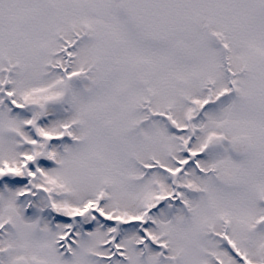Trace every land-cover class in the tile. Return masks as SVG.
Wrapping results in <instances>:
<instances>
[{
	"label": "snow or ice",
	"instance_id": "1",
	"mask_svg": "<svg viewBox=\"0 0 264 264\" xmlns=\"http://www.w3.org/2000/svg\"><path fill=\"white\" fill-rule=\"evenodd\" d=\"M0 264H264V0H0Z\"/></svg>",
	"mask_w": 264,
	"mask_h": 264
}]
</instances>
